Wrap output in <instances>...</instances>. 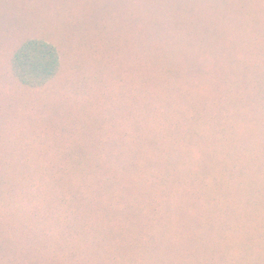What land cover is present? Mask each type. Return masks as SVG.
Instances as JSON below:
<instances>
[{"label":"trees","instance_id":"1","mask_svg":"<svg viewBox=\"0 0 264 264\" xmlns=\"http://www.w3.org/2000/svg\"><path fill=\"white\" fill-rule=\"evenodd\" d=\"M247 7L68 67L12 45L23 122L0 120V202L44 239L106 241L113 264H264V13Z\"/></svg>","mask_w":264,"mask_h":264},{"label":"rangeland","instance_id":"2","mask_svg":"<svg viewBox=\"0 0 264 264\" xmlns=\"http://www.w3.org/2000/svg\"><path fill=\"white\" fill-rule=\"evenodd\" d=\"M251 5L264 13V0H251ZM247 6L248 0H0V120L23 122L9 106L17 104L11 92L18 83L7 66L10 52L24 39L55 45L68 67L75 61L86 63L98 51L113 55L111 48L96 47L150 42L160 25L180 31L194 20L199 26V15L207 14L200 30L211 31L216 14L235 8L244 15ZM23 207L0 202V264H113L106 241L84 245L79 236L62 241L29 233L45 229L46 223L38 226L39 217ZM11 229L21 233L16 243L8 240ZM125 263L122 259L118 264Z\"/></svg>","mask_w":264,"mask_h":264}]
</instances>
